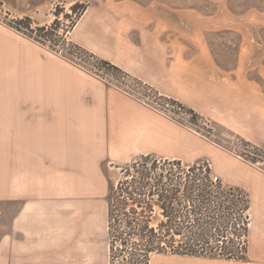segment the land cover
Instances as JSON below:
<instances>
[{"label": "crops", "instance_id": "1", "mask_svg": "<svg viewBox=\"0 0 264 264\" xmlns=\"http://www.w3.org/2000/svg\"><path fill=\"white\" fill-rule=\"evenodd\" d=\"M77 3L87 8L68 41L193 110L219 140L264 150V53L254 39L224 38L177 0H23L24 12L11 1L7 10L38 20L57 4ZM146 155L208 162L250 199L247 261L177 264H264V169L0 21V202L18 206L0 264H64L65 254L68 264H90V255L93 262L106 170ZM99 230L102 238V217Z\"/></svg>", "mask_w": 264, "mask_h": 264}, {"label": "trees", "instance_id": "2", "mask_svg": "<svg viewBox=\"0 0 264 264\" xmlns=\"http://www.w3.org/2000/svg\"><path fill=\"white\" fill-rule=\"evenodd\" d=\"M86 8L85 4L71 6L75 18L63 15L70 21L65 29L61 28L60 9L50 25L33 28L26 17L14 20L11 27L41 45L49 43L54 53V47L64 42L70 55L115 76H128L66 40ZM178 105L193 122L202 119L193 110ZM240 141L253 150L254 156H246V161L264 164V150ZM105 200L109 264H151L154 255L247 261L249 196L241 188L225 185L208 162L185 164L177 159L141 156L121 168V178L109 189Z\"/></svg>", "mask_w": 264, "mask_h": 264}, {"label": "rangeland", "instance_id": "3", "mask_svg": "<svg viewBox=\"0 0 264 264\" xmlns=\"http://www.w3.org/2000/svg\"><path fill=\"white\" fill-rule=\"evenodd\" d=\"M7 1L8 3L9 1L14 3L17 9H20L23 12L25 11L23 0H0V21L2 23L9 24L11 26L10 23L13 24L14 20H20V19L28 17V16L16 17L14 15L16 18H13V15L11 16V14L7 10L8 9ZM178 1H181V3H179ZM77 4H81V3H77ZM179 4L181 6L191 7L192 13L195 15H201L202 18L206 16V18L208 19V23H216L218 31L222 33V36L224 38L254 39L256 41L257 50H260L262 53H264V0H177V5ZM70 7L57 4L51 9L50 12H47L45 15L37 16L38 20H34V19L32 20L30 17L28 18L31 19L33 23L32 24L33 28L36 26L50 25L55 19V16H54L55 11L57 9L58 10L60 9V11H62L63 13L60 14L59 20L61 23V28L65 29L66 26L70 24V21L65 20L63 18V15L69 14L73 19L75 18L73 13L70 11ZM60 32L63 33L62 31ZM68 37H69V34L66 36L67 41H68ZM64 44L65 43L63 42V44H58L56 47H54L55 50L57 51L56 54L60 55L59 49H62L63 47L67 48L68 44L67 43L65 45ZM47 45L49 46V43H47ZM47 45L45 46L41 45V46L49 50ZM258 45H260L261 47H259ZM60 56L63 57L65 60L71 62L72 64L78 66L77 62L73 60H69L63 55H60ZM78 67L87 71L85 68L81 66H78ZM107 85L111 88L118 89L110 84H107ZM175 102L180 104L177 101ZM167 118L179 124L180 126L194 132L195 134L213 142L217 146L236 153L243 159L246 157V156L240 155L234 148L239 143L242 144V142L238 138H234L229 142H223L219 140L213 131L212 124L209 121L205 120L204 118L200 119L198 122H193L191 118H189V122H190L189 124H186L181 119L179 120V119H174L171 117H167ZM257 165L260 168L264 169V164H257ZM122 167L123 166L117 167V168H111V169L107 168L106 173H105V176L108 179L106 193H108V189H110L112 186H115L118 180L121 178V168ZM17 207H18L17 205L8 204L7 202H0V241L3 239L6 240L9 222H11L12 217L14 216L15 212H17L18 210ZM101 217L103 218V221H104V234L102 235V238L99 237ZM106 220H107V204L104 199V203L102 204V207L97 205L95 209V213L93 215V221H92L93 228L91 229L93 232L92 233V236H93L92 250L94 251L93 252L94 261L91 262V255H90V264H109L108 263ZM172 258H175V257H172ZM67 259H68V256L67 254H65L64 264H68ZM186 260H190V259L189 258L187 259L162 258L160 256L154 255V257L151 258V263L152 264H162V263L164 264L173 263L174 264L176 262H185Z\"/></svg>", "mask_w": 264, "mask_h": 264}, {"label": "built area", "instance_id": "4", "mask_svg": "<svg viewBox=\"0 0 264 264\" xmlns=\"http://www.w3.org/2000/svg\"><path fill=\"white\" fill-rule=\"evenodd\" d=\"M10 24L14 26V24ZM59 54L65 56L69 60L77 62L78 66L85 68L99 80L118 88V90L122 91L129 97L161 113L162 115L174 119H181L186 124L190 123V116L187 115L181 106L176 103H172L169 101V98L161 96L149 85L144 84L141 81L134 80L133 78L126 75L115 76L100 66L86 63L76 55H70L67 48L63 47L62 49H59ZM234 148L240 155L254 156L253 150L250 146L239 143Z\"/></svg>", "mask_w": 264, "mask_h": 264}]
</instances>
